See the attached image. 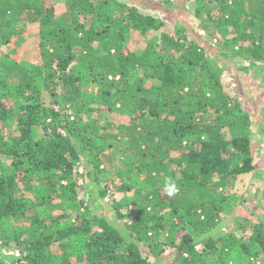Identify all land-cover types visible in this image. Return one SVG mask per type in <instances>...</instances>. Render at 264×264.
<instances>
[{
	"label": "trees",
	"instance_id": "trees-1",
	"mask_svg": "<svg viewBox=\"0 0 264 264\" xmlns=\"http://www.w3.org/2000/svg\"><path fill=\"white\" fill-rule=\"evenodd\" d=\"M197 2L198 16L212 3L209 17L232 26L225 61L264 63V0ZM67 3L57 15L44 0H0V47L29 22L41 52L32 63L0 50V248H19L0 264H160L168 249L167 264H264V220L247 239L219 232L222 192L256 166L251 116L224 88L208 41L142 11L148 0ZM151 32L140 53L131 48L132 35ZM140 70L159 83L133 80ZM107 111L132 122L113 133ZM112 137L122 165L110 178ZM136 189L151 208L132 200ZM92 191L101 204L112 197L115 217L92 210Z\"/></svg>",
	"mask_w": 264,
	"mask_h": 264
},
{
	"label": "rangeland",
	"instance_id": "rangeland-1",
	"mask_svg": "<svg viewBox=\"0 0 264 264\" xmlns=\"http://www.w3.org/2000/svg\"><path fill=\"white\" fill-rule=\"evenodd\" d=\"M148 1L152 5H142V11L167 20L169 25L177 23V21L180 24L190 25L203 35L209 44V47L206 48L208 56L214 60L216 67L220 71L223 68L222 82L224 88L232 97L239 98L243 109L248 111L251 116L249 131L253 139L252 155L256 168L251 173L237 175L228 188L222 192L220 204L224 207V211L221 212L223 224L219 228V232H235L239 237L247 239L252 233V225L255 222L264 220V63L258 62L257 67L250 68L249 63L240 57L226 61L222 58L221 53H224L225 43L232 38V26H219L209 17L206 9L214 10L215 4L207 3L205 9L198 16L196 12L197 0ZM44 2L46 5H53L57 15H62L68 11V0H44ZM148 5L151 7H147ZM160 6L164 8H157ZM22 26L24 30L20 34L14 35L8 44H2L0 50L11 53L21 62L37 63L41 54L39 25L21 22L19 27L22 28ZM204 26H206V29H203ZM154 32H151L147 37L138 33L132 35V38L129 39V42L133 39V42L130 44L131 48L140 53ZM153 40L158 39L153 38ZM144 76L145 72L140 70L134 74L133 80H136L137 77H143L149 86L159 83L153 77L149 76L145 78ZM84 88H87L89 92L96 90V86L93 84H88ZM101 118L103 119L102 123L104 121L110 123L113 133H119L118 127L120 125H129L132 122L128 114L117 111L104 112ZM0 127H2L1 124ZM3 130L9 132L10 129L4 128ZM112 140L117 143L116 146L106 149L102 154L103 167L109 170L110 178L118 175L114 173V170L120 169L118 167L122 165L118 151L119 140L115 137H112ZM111 157H113V160H110ZM7 162L9 163V159ZM115 182L120 183L119 180ZM134 194L132 200L134 199L140 205H149L151 208V204L147 202L145 193H139L138 189H136ZM124 195L118 194L119 199L123 197L128 200ZM89 196L93 203L92 210L95 213L102 214L105 210L103 207L105 206L110 217H115L114 208L111 206L112 197L105 198V202L101 204L96 200L94 191L90 192ZM82 197L84 196L82 195ZM152 203V206H156V210L161 213H166L169 210V206L162 208L154 205L155 202ZM164 222L166 223V229L169 230L171 223L169 221ZM166 229L165 235L167 234ZM18 253L19 248L14 244L0 248V258L4 257L3 254L15 256ZM164 256L165 259L160 264H167L168 260L175 258L176 254L171 249H168L164 252Z\"/></svg>",
	"mask_w": 264,
	"mask_h": 264
},
{
	"label": "clouds",
	"instance_id": "clouds-1",
	"mask_svg": "<svg viewBox=\"0 0 264 264\" xmlns=\"http://www.w3.org/2000/svg\"><path fill=\"white\" fill-rule=\"evenodd\" d=\"M177 186L175 181L172 178H165L164 185H163V191L164 193L171 197L174 196L177 192Z\"/></svg>",
	"mask_w": 264,
	"mask_h": 264
}]
</instances>
